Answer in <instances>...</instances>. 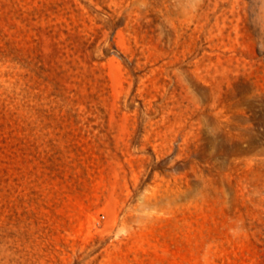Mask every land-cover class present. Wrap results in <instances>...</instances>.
I'll list each match as a JSON object with an SVG mask.
<instances>
[{"label": "rangeland", "instance_id": "rangeland-1", "mask_svg": "<svg viewBox=\"0 0 264 264\" xmlns=\"http://www.w3.org/2000/svg\"><path fill=\"white\" fill-rule=\"evenodd\" d=\"M0 264H264V0H0Z\"/></svg>", "mask_w": 264, "mask_h": 264}]
</instances>
